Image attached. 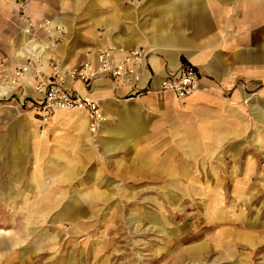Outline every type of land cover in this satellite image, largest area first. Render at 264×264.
Masks as SVG:
<instances>
[{
	"label": "rangeland",
	"instance_id": "1",
	"mask_svg": "<svg viewBox=\"0 0 264 264\" xmlns=\"http://www.w3.org/2000/svg\"><path fill=\"white\" fill-rule=\"evenodd\" d=\"M54 1L34 12L51 27ZM151 1L85 0L92 22L42 30L46 52L62 46L73 64L117 47L111 18L129 45L133 27L161 22ZM125 101L113 108H129L135 130L104 137L107 148L66 119L50 127L0 101V264H264V133L201 147L153 103Z\"/></svg>",
	"mask_w": 264,
	"mask_h": 264
},
{
	"label": "crops",
	"instance_id": "2",
	"mask_svg": "<svg viewBox=\"0 0 264 264\" xmlns=\"http://www.w3.org/2000/svg\"><path fill=\"white\" fill-rule=\"evenodd\" d=\"M43 1L33 0L25 9L31 21H38L34 12ZM153 1L152 4L165 9L161 22L147 25L145 30L133 27L129 45L121 43L119 36H111L117 18L105 22L110 30L107 45L116 44L124 50L142 48L146 52L141 85L153 92L139 98L127 97V88L116 87L108 79L95 81L88 87L80 82L69 83L68 88L74 94L102 101L105 120L93 135L88 131L84 111H56L50 127L66 119L87 142L97 137L107 148L109 144L104 137L122 136L135 130L132 111L123 108L117 112L113 108L116 99H126L125 102L153 103L166 125L172 130L176 128L180 137L194 139L201 147L214 145L218 140L234 144L247 135L261 137L264 133V0ZM54 2L56 30L92 22L85 17V0ZM0 6V58L8 59L12 71L25 61L27 51H36L43 59L59 61L66 67L84 59L83 53L76 55L75 63H70L66 57L73 55L62 51L64 43L57 47L60 51L47 54L49 45L40 33L44 31H35L30 37L25 35V22L16 5L10 0H0ZM186 63L198 70L199 89L183 100L169 93H158L160 81L177 76ZM43 70L49 69L43 65ZM20 91L28 99L34 96L29 82ZM2 93L4 90L0 88V96ZM30 114L25 118L35 122L34 113ZM116 114L121 118L114 121ZM79 116L81 121L77 119ZM34 137L43 138L44 134Z\"/></svg>",
	"mask_w": 264,
	"mask_h": 264
},
{
	"label": "built area",
	"instance_id": "3",
	"mask_svg": "<svg viewBox=\"0 0 264 264\" xmlns=\"http://www.w3.org/2000/svg\"><path fill=\"white\" fill-rule=\"evenodd\" d=\"M16 5L24 19L23 32L33 36L35 31L50 32L57 27H51L52 22L41 20L33 22L25 9L31 0H10ZM118 55L120 58L116 59ZM26 59L16 67L8 64V59L0 58V88L4 93L0 101H19V108H29L42 122L48 123L56 111H84L88 119V129L96 134L99 126L104 122L102 101L74 94L68 85L80 82L90 86L93 82L108 79L116 87L127 88L129 96L139 98L151 94L153 91L143 87L142 74L146 52L142 48L124 50L117 47H106L96 52L85 54L79 63L65 68L59 61L48 59L45 65L49 69H41L44 61L37 52H25ZM12 73V75H10ZM29 82L34 96L26 98L20 89ZM200 87V75L191 64L186 63L177 76H168L160 81L158 93H169L177 100L190 97Z\"/></svg>",
	"mask_w": 264,
	"mask_h": 264
},
{
	"label": "bare ground",
	"instance_id": "4",
	"mask_svg": "<svg viewBox=\"0 0 264 264\" xmlns=\"http://www.w3.org/2000/svg\"><path fill=\"white\" fill-rule=\"evenodd\" d=\"M54 27V26H53ZM42 65H44V66H46L45 65V63H44V61L42 62ZM65 68H68V67H66V66H64ZM31 112V111H30ZM64 112H67V111H64ZM69 112V111H68ZM70 112H76V111H70ZM33 113V112H32ZM87 117V116H86ZM77 119H79L80 121L82 120V117L81 116H79V117H77ZM88 119H87V126H88ZM86 125V124H85ZM102 125V124H101ZM101 125L99 126V128H98V131H99V129H100V127H101ZM88 131H89V129H88ZM98 131L96 132V134L98 133ZM90 132V131H89ZM91 133V132H90ZM92 134V133H91Z\"/></svg>",
	"mask_w": 264,
	"mask_h": 264
}]
</instances>
